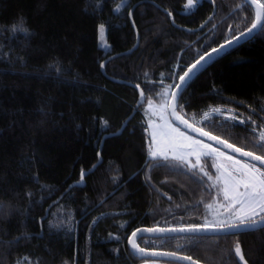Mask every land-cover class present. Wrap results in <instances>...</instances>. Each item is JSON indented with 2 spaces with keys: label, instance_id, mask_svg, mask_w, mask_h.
Listing matches in <instances>:
<instances>
[{
  "label": "trees",
  "instance_id": "obj_1",
  "mask_svg": "<svg viewBox=\"0 0 264 264\" xmlns=\"http://www.w3.org/2000/svg\"><path fill=\"white\" fill-rule=\"evenodd\" d=\"M186 5L0 0V264H141L128 246L133 231L203 225L214 190L197 170L150 157L143 108L206 51L246 31L254 11L243 0ZM181 97L192 123L211 109L232 113L197 126L264 155L254 146L264 129V32L211 60ZM139 244L239 264L238 244L249 264H264V228Z\"/></svg>",
  "mask_w": 264,
  "mask_h": 264
},
{
  "label": "snow or ice",
  "instance_id": "obj_2",
  "mask_svg": "<svg viewBox=\"0 0 264 264\" xmlns=\"http://www.w3.org/2000/svg\"><path fill=\"white\" fill-rule=\"evenodd\" d=\"M126 0H121L125 3ZM247 2V0H246ZM251 5H255V17L251 21L247 32H241L240 36L235 39L239 40L241 36H246L255 32H264V2L261 0H250ZM194 5V0H187V8ZM119 10V8L117 9ZM171 15V13H169ZM103 33V28L100 29ZM232 43V40L227 42ZM226 45H220L218 48L214 47L210 51H206L194 63H192L183 74L180 75L178 83L168 85L161 91L162 101L159 108V116L162 121L161 124H156L154 121L151 123V143L149 145V155L155 159L157 157L163 158L167 161L171 156L172 160L180 161L193 169L201 165V157L211 158V167L216 169L218 175L208 172L203 166H200L199 171L212 181V186L216 187L221 185L219 192L222 193L226 204L209 203L206 205L208 209L223 208L224 213L214 212L216 215H226L224 220L215 222H206L202 226L192 225L187 228H152V229H137L131 233L128 243L132 249L143 255L153 256H169L176 257L174 252H147L146 249L139 246L137 243V232H199V231H220L225 229H238L241 226L255 227L264 222V155L257 154L251 150H245L238 147L233 143H229L227 139H222L218 135H214L210 131H206L204 127L197 126L199 121L190 123L185 116L181 114L182 104H178V93L183 92L184 87L187 86L192 76L199 72L208 59L212 57L213 53L219 54L220 50L225 48ZM204 62L203 64L201 62ZM200 66L198 68L197 66ZM196 70L194 72L193 70ZM191 74V75H190ZM171 96L168 93L171 89ZM143 95V94H142ZM182 99V97L180 98ZM149 107L152 105L149 102ZM178 107L180 110H178ZM214 111L219 112L220 109ZM154 115L156 113H153ZM169 115L174 121H178L179 125H183L184 129L169 120ZM204 118H208V114L204 113ZM228 119H236L235 116H229ZM195 120V118L193 117ZM243 123V120L240 121ZM255 131V129H253ZM196 133L199 137H206L208 141H214L218 145H222L226 149H230L231 153H238L240 157L250 158L248 160L238 159L236 156L222 151L218 147H214L211 143H206L204 140L191 135ZM258 151L264 152V130H261L256 137V144L254 145ZM195 156V162L191 161L189 157ZM227 162V163H225ZM259 162V166L256 163ZM84 172H81V179H83ZM235 255L239 257L240 261H244V256L240 246L237 244L235 247ZM191 261V264H198L197 261L192 260L190 256L179 257ZM246 264V262H245Z\"/></svg>",
  "mask_w": 264,
  "mask_h": 264
},
{
  "label": "water",
  "instance_id": "obj_3",
  "mask_svg": "<svg viewBox=\"0 0 264 264\" xmlns=\"http://www.w3.org/2000/svg\"><path fill=\"white\" fill-rule=\"evenodd\" d=\"M247 5H249L253 11H254V17H255V5H251L250 3V0H243ZM216 14V10H214L213 14L196 30H194L195 32H198L200 30H202L210 21L211 19L213 18V16ZM132 15H133V10L131 11L130 13V18L132 19ZM244 32H247L244 31ZM260 32H254L252 34H248L246 36H241L239 40H236L235 38L231 39L232 40V43L231 44H228L227 42L223 43V45H226L225 48L221 49L219 54H216V53H213L212 57L208 59V62L206 64H204V67L211 61L213 60L215 57L229 51V50H232L234 48H236L237 46L253 39L257 34H259ZM136 34H137V41H136V45L135 47L129 51L128 53H131L133 52L137 47H138V43H139V35H138V32L136 31ZM240 36V35H238ZM222 45V44H221ZM218 48V47H217ZM117 56H114V57H111V59L115 58ZM202 64L204 63L203 61L201 62ZM105 67V63L103 64V68ZM198 68H200V66L198 65L197 66ZM203 67V68H204ZM201 68L200 71L203 69ZM194 72H196V70L194 69L193 70ZM197 73V72H196ZM191 75V74H190ZM193 77V76H192ZM136 89L138 90L139 92V102H138V107H141L144 103V99H145V96H144V92L136 87ZM185 89V87H184ZM183 89V90H184ZM175 89H173L174 91ZM143 94V95H142ZM182 92L181 93H178L177 96H178V104H179V100H180V96H181ZM178 110H179V107H178ZM169 118L170 120H172L175 124H177L182 131H188L186 129H184V126L183 125H179V122L178 121H174L173 118L169 115ZM186 119V118H185ZM190 122V121H189ZM192 123V122H190ZM191 135L193 136H196L197 138L201 139V140H204L206 143H211L213 146L215 147H218L220 148L222 151H225V152H228L229 154H232L234 156H236L237 158L239 159H242V160H248L250 158H246V157H240L238 153H231V150L230 149H226L224 148L222 145H218L216 144L214 141H208L206 137H199L198 134L196 133H190ZM100 157V156H99ZM101 162V160H99V163ZM98 163V164H99ZM253 163H256L258 166H259V162H253ZM97 166V165H96ZM95 166V167H96ZM94 168H92L90 170V172L94 171ZM87 175V172L84 173V176L83 178ZM155 228H161V227H155ZM183 228H187V227H183ZM264 228V222L260 223L258 226H255V227H246V226H241L240 228L238 229H225V230H220V231H199V232H137V243L139 244V240L140 239H143V238H169V237H175V236H195V237H198V236H223V235H234V234H240V233H246V232H252V231H256V230H259V229H262ZM141 229H152V228H141ZM162 229H168V228H162ZM131 237V236H130ZM129 237V239H130ZM129 241V240H128ZM128 246H129V249L131 251V253L137 257L139 260H148V259H158L160 261H166V262H170V263H176V264H191V261L189 260H185V259H180L179 257H184L183 255H179V254H176V257H169V256H153V255H143L139 252H136L135 250L132 249L131 245L128 243ZM140 246V244H139ZM141 247V246H140ZM143 248V247H142ZM146 249V248H144ZM147 252L151 253V252H163V251H158V250H151V249H146ZM243 254V253H242ZM244 256V255H243ZM237 258V261L239 264H249L247 262V260L245 259L244 257V261H240L239 257L236 256ZM194 260V259H192ZM196 261V260H195ZM198 262V261H197ZM198 264H202L200 262H198Z\"/></svg>",
  "mask_w": 264,
  "mask_h": 264
},
{
  "label": "rangeland",
  "instance_id": "obj_4",
  "mask_svg": "<svg viewBox=\"0 0 264 264\" xmlns=\"http://www.w3.org/2000/svg\"><path fill=\"white\" fill-rule=\"evenodd\" d=\"M261 2H264V0H261ZM99 40H100L101 46H103L104 48H106L107 47V44H106V41L104 39V30H103V33H101V31H100ZM172 91H173V89H171L169 91L168 96H171V92ZM160 97H161V95H160ZM161 101H162V98L158 102H155V101L152 100V101H150V103L152 105L151 108L149 107V102L143 108V112L145 114V117L147 118L148 134H149V137H150V143H151V135L150 134H151V131H152V128L150 127L151 123L153 121L156 124H161L162 123V121L160 119V116H159V108H160ZM214 110L215 109H211L209 112H207V114H208V118L207 119H205L203 117L200 120H194V121L195 122L196 121H199V124L201 125L204 122L210 121L211 118L212 117H215V116L225 117L226 119H228L227 117H229V116H234L232 113H224L222 110H220L219 112H217V111H214ZM153 113H156V114L154 115ZM169 120H170V118H169ZM231 120H235V119H231ZM150 143H149V145H150ZM156 159H160L162 161H165V160H163V158H160V157H157ZM189 159L191 161L195 162V159L196 158H195V156H192V157H189ZM167 161L170 162V163H173L179 169L188 170V171H190V170H197L206 179H207V177L204 176L201 171H199L200 166H203L208 172L213 173L214 175H218V173L216 172V169L213 168V167H211L212 161H211V158H209V157H201V165H198L196 169H193V168H191V167H189L187 165H184L180 161L172 160L171 159V156L169 157V159ZM225 163H227V162H225ZM207 181H208V183L210 184V186L212 187V189L214 190V192L216 194L215 195V199H214L215 203L216 204H226L227 202L224 201L223 196H222V193L219 192V188L221 187V185H217L216 187H213L212 186V181H210L208 179H207ZM224 211L225 210L223 208H216L215 206H214L213 209H209V214H208L206 220L203 222V225L206 222H215V221H219V220H224V219H226L227 216H230L231 215V213H227L226 215H216L215 218H214V215H213L214 212L224 213ZM141 264H175V263L164 262V261H160L158 259H148V260L143 261Z\"/></svg>",
  "mask_w": 264,
  "mask_h": 264
},
{
  "label": "flooded vegetation",
  "instance_id": "obj_5",
  "mask_svg": "<svg viewBox=\"0 0 264 264\" xmlns=\"http://www.w3.org/2000/svg\"><path fill=\"white\" fill-rule=\"evenodd\" d=\"M202 1L203 0H194V5L190 9L188 8L189 11H191V12L195 11ZM186 4H187V0H186ZM183 15H185V14H183Z\"/></svg>",
  "mask_w": 264,
  "mask_h": 264
}]
</instances>
